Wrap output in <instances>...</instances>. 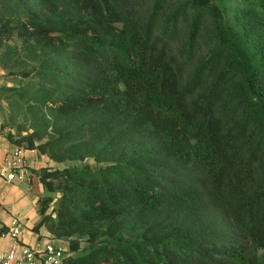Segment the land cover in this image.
I'll return each instance as SVG.
<instances>
[{"label": "trees", "instance_id": "1", "mask_svg": "<svg viewBox=\"0 0 264 264\" xmlns=\"http://www.w3.org/2000/svg\"><path fill=\"white\" fill-rule=\"evenodd\" d=\"M1 47L59 122L9 140L93 159L33 169L62 264H264V0H0Z\"/></svg>", "mask_w": 264, "mask_h": 264}, {"label": "rangeland", "instance_id": "2", "mask_svg": "<svg viewBox=\"0 0 264 264\" xmlns=\"http://www.w3.org/2000/svg\"><path fill=\"white\" fill-rule=\"evenodd\" d=\"M4 48H0V57L3 54ZM31 61V62H30ZM32 60H16L10 59L5 64L4 61L0 60V138L4 136L8 138L9 133L13 136V139H20L22 135H25L34 129L42 133V137H37V141H45L50 134L56 132V128L59 125L58 120H56L54 111L50 106H35L29 104L24 98L20 97L18 94L19 90L25 89L28 81V77L21 74L19 71L29 67L32 64ZM44 135V136H43ZM5 138L0 140V145L5 141ZM15 144L12 145V147ZM36 158L39 160L38 165L40 167H49L51 169L57 167H65L74 164H82L85 161L91 162L92 158L86 159H65L58 160L53 158L49 154H43L40 152L36 153ZM34 168V167H32ZM31 168V169H32ZM38 168V167H36ZM35 169V168H34ZM34 176V175H33ZM34 184V190L36 194L35 202L39 203V198L50 194L48 190L44 187L41 180L35 175V178L31 181ZM58 195V194H57ZM34 202V203H35ZM19 208L18 205H13ZM10 210L12 208L8 206ZM50 209V208H49ZM22 212H28L30 214L31 205H25L20 209ZM26 216V215H25ZM41 214L39 213V218ZM47 229L45 226H43ZM50 238H53L49 235ZM81 237V236H80ZM65 246L68 248V242L62 240ZM67 252H70L69 249Z\"/></svg>", "mask_w": 264, "mask_h": 264}, {"label": "crops", "instance_id": "3", "mask_svg": "<svg viewBox=\"0 0 264 264\" xmlns=\"http://www.w3.org/2000/svg\"><path fill=\"white\" fill-rule=\"evenodd\" d=\"M2 137L5 138L4 136ZM2 139L0 138V140ZM12 145L13 143L5 138V141L0 145V154L3 155L8 150L12 149L14 147H12ZM37 152V150H26L27 162L29 164V171L26 179L11 181L5 176L0 175V250L9 249L16 240L36 246L38 243L50 238L49 235L52 236L44 227H41L38 232L33 229L34 224L39 220L38 205L35 202L36 194L34 193V184H31V181L36 175L33 169H38L40 167L38 165L39 160L36 158ZM18 204L20 205L19 208L13 206ZM29 204L31 205L30 214L20 210L22 207ZM8 206H10L12 210H10ZM14 215H20L24 221L22 233L18 238H13L9 235L2 236V233L8 229V225Z\"/></svg>", "mask_w": 264, "mask_h": 264}, {"label": "built area", "instance_id": "4", "mask_svg": "<svg viewBox=\"0 0 264 264\" xmlns=\"http://www.w3.org/2000/svg\"><path fill=\"white\" fill-rule=\"evenodd\" d=\"M26 150L24 145H15L5 154H0V175L11 181L26 179L29 171ZM23 229L22 217L14 215L2 236L18 238ZM67 251L62 240L56 238H48L36 246L16 240L9 249L0 250V264H62L69 253Z\"/></svg>", "mask_w": 264, "mask_h": 264}]
</instances>
